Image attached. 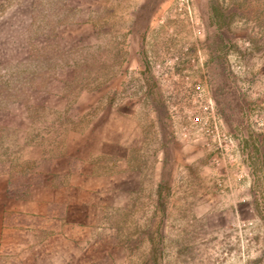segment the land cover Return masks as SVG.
Listing matches in <instances>:
<instances>
[{"label":"rangeland","instance_id":"rangeland-1","mask_svg":"<svg viewBox=\"0 0 264 264\" xmlns=\"http://www.w3.org/2000/svg\"><path fill=\"white\" fill-rule=\"evenodd\" d=\"M0 264H264V0H0Z\"/></svg>","mask_w":264,"mask_h":264}]
</instances>
